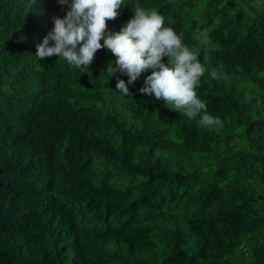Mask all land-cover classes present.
Returning <instances> with one entry per match:
<instances>
[{
	"label": "trees",
	"instance_id": "1",
	"mask_svg": "<svg viewBox=\"0 0 264 264\" xmlns=\"http://www.w3.org/2000/svg\"><path fill=\"white\" fill-rule=\"evenodd\" d=\"M123 2L107 30L139 5L201 50L222 126L141 93L151 69L120 95L107 49L38 59L67 6L0 0V264H264V0Z\"/></svg>",
	"mask_w": 264,
	"mask_h": 264
},
{
	"label": "clouds",
	"instance_id": "2",
	"mask_svg": "<svg viewBox=\"0 0 264 264\" xmlns=\"http://www.w3.org/2000/svg\"><path fill=\"white\" fill-rule=\"evenodd\" d=\"M57 3L67 6L68 11L63 17H53V28L36 46L38 59L57 56L87 73L97 51L107 49L116 57L106 67L109 78L117 72L129 78L125 82L116 77L120 95L131 97L129 85L151 69L141 93L154 94L156 99L170 105V110L182 111L190 119L202 114L199 125L206 130L222 126L218 117L208 114L206 102L197 94L206 71L199 59L201 50L190 49L174 28L165 27V18L158 11L134 5V15L119 32H112L107 30V21L117 19L123 0H57ZM199 38L208 40V30L201 31ZM208 60L205 54L204 62ZM211 76L218 78L215 70Z\"/></svg>",
	"mask_w": 264,
	"mask_h": 264
}]
</instances>
